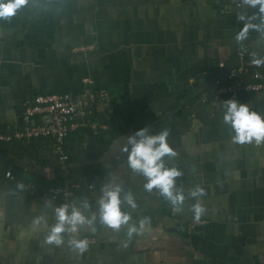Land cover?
<instances>
[{
  "label": "crops",
  "instance_id": "1",
  "mask_svg": "<svg viewBox=\"0 0 264 264\" xmlns=\"http://www.w3.org/2000/svg\"><path fill=\"white\" fill-rule=\"evenodd\" d=\"M241 14L258 17V9L243 0H28L0 21V133L20 125L22 102L36 93H108L93 126L65 138L64 169L50 139L0 141L14 176L75 182L73 204L86 200V215L115 179L136 198V209L122 208L132 222L149 218L131 239L97 219L72 234L95 238L83 253L68 246L67 233L63 245H47L44 229L32 230L31 222L43 216L54 223L61 202L12 195L15 184L0 161V264H264V143H232L222 104H201L197 95L209 78L237 65L239 50L264 74L252 63L264 57V36L250 29L245 40L235 39ZM79 45L87 48L74 50ZM238 101L264 115L263 93H242ZM143 127L169 132L177 155L166 164L181 170L176 186L185 195L179 212L155 189L145 191L144 177L127 167L123 146ZM197 186L205 191L198 221Z\"/></svg>",
  "mask_w": 264,
  "mask_h": 264
},
{
  "label": "clouds",
  "instance_id": "2",
  "mask_svg": "<svg viewBox=\"0 0 264 264\" xmlns=\"http://www.w3.org/2000/svg\"><path fill=\"white\" fill-rule=\"evenodd\" d=\"M28 0H0V21H9L22 8L26 7ZM243 4L250 8L258 9V17L239 16L244 21V26L236 33L235 39L243 41L248 37L249 30L254 29L264 36V0H243ZM259 19V23L253 21ZM252 63L257 67L264 64V57H254ZM223 121L232 130L231 141L234 144H247L253 141L256 144L264 143V115L251 110L250 106L235 98L226 99L222 105ZM169 132L161 130L151 133L147 128H140L127 137L123 151L127 153V167L136 174L144 177L143 188L151 193L154 189L164 197L175 211L179 212L185 200L182 189L176 186V178L182 173L177 167H169L165 158L177 155L175 149L168 142ZM23 188V184H18ZM101 194L97 202V210L91 215H86L89 209L86 200L79 204H63L55 206V222L48 224L43 216L35 217L31 222L32 230L43 228L45 231L44 243L57 247L65 243V233L69 234L68 246L73 251L83 253L89 246L87 238H78L77 235L85 226L99 223L114 232L126 229L129 239L133 234L140 235L146 231L149 218L145 217L139 224L132 222L133 218L128 211L122 210L124 206L131 209L137 208V201L132 192H125L123 185L115 179L101 187ZM205 195L203 188L197 186L191 191V196L196 199L192 205L194 218L198 221L205 209L199 198ZM93 231L95 229L93 228Z\"/></svg>",
  "mask_w": 264,
  "mask_h": 264
},
{
  "label": "built area",
  "instance_id": "3",
  "mask_svg": "<svg viewBox=\"0 0 264 264\" xmlns=\"http://www.w3.org/2000/svg\"><path fill=\"white\" fill-rule=\"evenodd\" d=\"M86 48L85 45H79L74 50L84 51ZM245 54V50L238 51L237 65L216 77L200 94L199 103L222 104L226 99L238 100L242 93L264 94V74L247 65ZM107 97L108 93L104 90L36 93L22 102L20 125L8 133H0V141L50 139L59 152L60 166L64 169V162L68 159V155L62 150L65 138L78 128L93 126V112L97 110L98 102L106 100ZM3 175L15 184L10 190L12 195L42 196L58 200L62 205L73 204L74 190L78 187L75 182H69L62 186L40 188L33 182L14 176L11 169H6ZM18 184H23V188H18ZM82 238H87L89 244L96 242L92 236Z\"/></svg>",
  "mask_w": 264,
  "mask_h": 264
},
{
  "label": "water",
  "instance_id": "4",
  "mask_svg": "<svg viewBox=\"0 0 264 264\" xmlns=\"http://www.w3.org/2000/svg\"><path fill=\"white\" fill-rule=\"evenodd\" d=\"M262 66H264V64H262ZM229 69H231V68H229ZM229 69L223 70L219 75L223 74L224 72H226ZM218 76H216V77H218ZM215 78H209V80L204 84V86L201 88V90L198 92L197 95L202 94L211 85V83L214 81ZM20 113H21V111H20ZM0 161H2L4 163V165L6 166L7 169H11L12 170V168L10 167V165L7 162V159L1 154H0Z\"/></svg>",
  "mask_w": 264,
  "mask_h": 264
},
{
  "label": "trees",
  "instance_id": "5",
  "mask_svg": "<svg viewBox=\"0 0 264 264\" xmlns=\"http://www.w3.org/2000/svg\"><path fill=\"white\" fill-rule=\"evenodd\" d=\"M141 105V106H140ZM137 106V105H136ZM138 106H140V107H138ZM137 107L139 108L138 109V113H141V112H143V110H144V106H142V104H140L139 103V105H138ZM135 113H137V112H135ZM134 114V112H131L130 113V115L132 116ZM68 159H69V156H68ZM67 159V160H68ZM18 175H16V177H17ZM28 180V179H27ZM28 181H30V180H28ZM30 182H33L34 184H36L38 187H40V188H46V187H49V186H53V185H57V184H55V183H53V182H47V181H43V180H40L39 182H37V180H31ZM73 182V181H72ZM59 185H64V184H59ZM76 190H74V192H75Z\"/></svg>",
  "mask_w": 264,
  "mask_h": 264
}]
</instances>
